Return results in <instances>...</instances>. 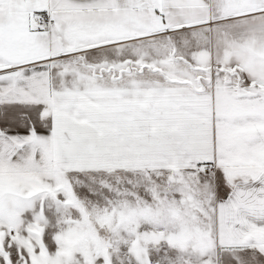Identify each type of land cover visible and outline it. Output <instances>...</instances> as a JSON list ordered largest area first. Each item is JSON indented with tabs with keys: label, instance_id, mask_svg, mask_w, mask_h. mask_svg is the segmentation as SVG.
Returning a JSON list of instances; mask_svg holds the SVG:
<instances>
[{
	"label": "snow or ice",
	"instance_id": "snow-or-ice-1",
	"mask_svg": "<svg viewBox=\"0 0 264 264\" xmlns=\"http://www.w3.org/2000/svg\"><path fill=\"white\" fill-rule=\"evenodd\" d=\"M0 264H264V0H0Z\"/></svg>",
	"mask_w": 264,
	"mask_h": 264
}]
</instances>
